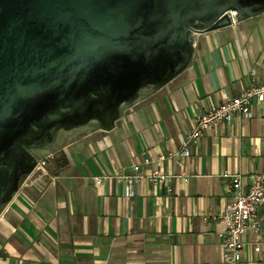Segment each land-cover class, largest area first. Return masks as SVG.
<instances>
[{
  "label": "crops",
  "instance_id": "crops-1",
  "mask_svg": "<svg viewBox=\"0 0 264 264\" xmlns=\"http://www.w3.org/2000/svg\"><path fill=\"white\" fill-rule=\"evenodd\" d=\"M263 78L264 11L195 34L181 73L111 129L65 138L47 174L19 186L0 212V264H224V223L210 216L228 199L223 172L248 181L262 168L264 101L252 102L249 117L213 123L187 155L181 140L210 104ZM155 170L165 180H153ZM258 212L264 240V199ZM243 239L241 264H264V243L257 252L251 231Z\"/></svg>",
  "mask_w": 264,
  "mask_h": 264
},
{
  "label": "water",
  "instance_id": "water-1",
  "mask_svg": "<svg viewBox=\"0 0 264 264\" xmlns=\"http://www.w3.org/2000/svg\"><path fill=\"white\" fill-rule=\"evenodd\" d=\"M264 0H0V211L79 128L108 130L189 64L194 35ZM49 152V153H50Z\"/></svg>",
  "mask_w": 264,
  "mask_h": 264
},
{
  "label": "built area",
  "instance_id": "built-area-1",
  "mask_svg": "<svg viewBox=\"0 0 264 264\" xmlns=\"http://www.w3.org/2000/svg\"><path fill=\"white\" fill-rule=\"evenodd\" d=\"M228 15L232 24H235L237 22L236 11L230 10L228 11ZM254 100L258 102L264 101V78L259 82L249 83L237 95L226 96L222 101L210 104L206 109L197 114L194 126L185 132L181 140L182 150L180 154L187 155L188 144L196 143L203 132L213 123L221 121L228 122L233 114L249 117L251 115V105ZM48 162L49 160L47 158H40L37 161L35 170L40 169L41 172H45V167ZM133 170L136 171L134 174L125 177V190L127 194H130L132 179L139 178L138 166L135 165ZM29 175L23 180L26 181ZM149 176L153 180H165V175L159 174L157 170L152 171ZM223 176L229 178L226 186L228 199L223 211L219 214H212L210 219L214 221L222 220L224 223L223 230L219 232L221 236V256L224 264H241L245 246L243 239L245 232L249 230L255 236V242L253 244L255 251H260L264 243L260 234L261 217L258 212L259 205L264 199V163L259 171L249 174L248 181H244V176L240 173H229L225 171L223 172Z\"/></svg>",
  "mask_w": 264,
  "mask_h": 264
},
{
  "label": "rangeland",
  "instance_id": "rangeland-1",
  "mask_svg": "<svg viewBox=\"0 0 264 264\" xmlns=\"http://www.w3.org/2000/svg\"><path fill=\"white\" fill-rule=\"evenodd\" d=\"M238 22H240V21H238L237 20V22L236 23H238ZM40 158H42V159H44V158H47L49 161L50 160H53V159H55V160H57L58 159V157L57 156H54V152H50L49 153V155L48 156H41ZM49 167V162L46 164V167H45V172H41L40 171V169H34L32 172H31V174L29 175V177L26 179V182L27 183H31L32 181H34L35 179H38L39 177L41 178L42 176H44V175H46L47 174V168ZM25 182V180H22L21 182H20V184H19V186L22 184V183H24Z\"/></svg>",
  "mask_w": 264,
  "mask_h": 264
},
{
  "label": "bare ground",
  "instance_id": "bare-ground-1",
  "mask_svg": "<svg viewBox=\"0 0 264 264\" xmlns=\"http://www.w3.org/2000/svg\"><path fill=\"white\" fill-rule=\"evenodd\" d=\"M81 130H84V128H79V129H77V130L71 131V132H70L71 134H69V133L66 134V135L64 136V139L67 138V137H69V136L72 135L73 133L78 132V131H81ZM64 139H63V140H64ZM58 143L61 144L62 141H61V140H57V143H55V144H58ZM49 152H50V151H48V150H47V151H40L39 155H40V156H47V155H49Z\"/></svg>",
  "mask_w": 264,
  "mask_h": 264
}]
</instances>
